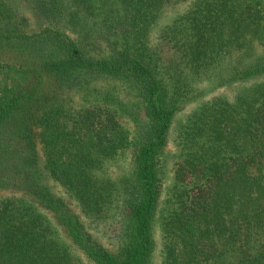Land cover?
Returning a JSON list of instances; mask_svg holds the SVG:
<instances>
[{
    "label": "trees",
    "instance_id": "1",
    "mask_svg": "<svg viewBox=\"0 0 264 264\" xmlns=\"http://www.w3.org/2000/svg\"><path fill=\"white\" fill-rule=\"evenodd\" d=\"M37 7L0 0V264H151L156 225L162 264H264V0Z\"/></svg>",
    "mask_w": 264,
    "mask_h": 264
},
{
    "label": "rangeland",
    "instance_id": "2",
    "mask_svg": "<svg viewBox=\"0 0 264 264\" xmlns=\"http://www.w3.org/2000/svg\"><path fill=\"white\" fill-rule=\"evenodd\" d=\"M13 1L14 3H16V5H19V7L26 12V14L29 16L30 14H34V9L35 8H39L37 7L40 3V6L45 4L47 1L49 0H11ZM67 0H60L61 3L65 4ZM26 7V8H25ZM25 8V9H23ZM184 9V6L183 5H175V6H170L168 7L165 11H164V14H163V21L165 22L166 20L170 19V18H173L176 13L178 11H182ZM34 19V17H33ZM32 23V28H36L37 26L34 24V21L32 20L31 21ZM36 30H38L36 28ZM12 52V51H11ZM25 56H21V58H18V61H23L25 59H27V56L24 58ZM187 110L189 111L190 110V107L187 108ZM171 165H168L165 172H164V175H163V180H164V183H165V186H164V195H163V200H165L166 198V194L168 192V189L169 187H171V185L173 184V181H172V172H171ZM49 184L52 186V189L55 193L57 194H60L63 198L66 199L67 203L75 210V211H78V208L76 207V205L73 203V201L67 196V194L64 192V189L61 188L59 185H57L56 183H50ZM3 193L0 192V195H2ZM155 231H156V236H155V239H156V248H155V252L153 254V258H152V261H151V264H162V253H161V248H162V243H161V230H160V227H158L156 225V228H155ZM105 246L111 248L113 247L112 245H110L109 243V240L106 236H101V238L99 239ZM77 255H80V252H77L76 253ZM84 261H85V257L81 254L80 255ZM86 262V261H85Z\"/></svg>",
    "mask_w": 264,
    "mask_h": 264
}]
</instances>
